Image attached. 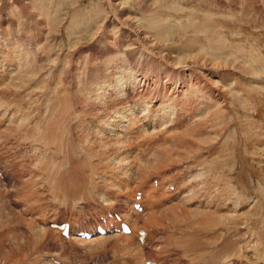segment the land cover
<instances>
[{
	"label": "bare ground",
	"instance_id": "6f19581e",
	"mask_svg": "<svg viewBox=\"0 0 264 264\" xmlns=\"http://www.w3.org/2000/svg\"><path fill=\"white\" fill-rule=\"evenodd\" d=\"M109 8L115 15L112 4ZM215 19L206 18L194 26L195 32L198 29L207 30L204 32L213 38L215 55H209L201 65L195 66L168 62L173 71L182 73H173L172 76L180 79L177 83L160 85L154 82L153 85L152 78L145 76L137 84L139 94L136 95V104L127 107L123 96L116 104L115 100L109 99L113 106L109 110V118H98L101 108L87 118L88 100L79 93L84 86L81 78L85 67L81 68V64H70L67 70L69 77L62 83L58 82L63 68L61 60L52 62L46 57L44 62L45 55H37L38 51L45 49L40 46V39L34 41L37 45L34 47L16 43L12 48L0 50V57L4 59L1 64L4 70L0 73V79L4 76L0 80L3 84L0 86V98L5 97L6 110L15 108L24 112L18 93L26 96V92L20 89L35 73H41L34 77L38 78L52 65L57 69L54 82H58L46 100L53 110H58L51 118H41V112L36 108L31 110L29 122L25 114L0 122L2 139L7 135L17 137L26 130L35 138L32 163L35 168L44 169L41 175L48 174L40 184L55 200L43 204L47 197L37 198L34 188L38 184L24 179L21 169L23 178H19L16 191L13 190L14 195L20 198V205L25 208L24 217L29 228H25L24 234L16 232L13 235L15 248L3 255L0 252L1 264H52L51 258L65 264H145L147 260L156 261L155 257H147L152 247L158 255L156 259L168 257L171 254L170 246H167L169 243L182 251L180 257H176L181 261L171 264H264V60L257 58L253 49L259 39L251 37V42L255 43L250 46L251 49H246L245 45H238L235 38H230L239 35L237 30L232 29L235 27L232 24L239 20L227 22L232 25L229 26L223 20ZM222 28L230 33V37L223 34L225 30ZM126 29L121 27L119 33ZM130 32L132 35L126 36H132L133 42L141 43L133 34L134 30ZM6 40L8 38L4 42ZM226 40L231 43L226 44ZM262 41L256 45L264 46ZM216 56H220V62H215ZM79 57L76 54L75 60L78 61ZM115 58L118 57L115 55ZM206 70L212 76L221 78L220 83L223 84L209 80L211 78L205 74ZM123 72L128 74L125 70ZM224 77L236 82L237 94H233L231 82L224 84ZM114 78L119 76L114 75ZM124 84L121 82L118 87ZM168 88L172 95L165 93ZM100 93L107 94L104 86ZM125 112H130V115ZM72 118L78 119L79 132L71 130L69 123ZM112 118L115 124L110 126V131L118 130L124 135L119 134V137L108 141L104 139V144L98 143L105 146L101 149L105 152L98 154L100 149L93 148L94 141L88 136L90 124L94 121V125L102 129L108 125L105 121ZM163 126H166L165 129L174 127L170 137L174 148L170 145L166 148L168 141L162 134L165 130ZM228 130L232 140H226ZM27 138L31 140V136ZM159 142L166 146L161 153L155 152V144ZM41 143L54 149L43 150ZM76 153L80 155L76 156ZM141 156H144V161ZM171 168L175 169V174H170ZM256 178L260 179V186L256 184ZM79 180H83L84 187L80 193L82 186ZM2 187L5 186L2 184ZM4 190L0 192L1 204L5 199L9 200V190ZM137 192L142 194L141 213L130 207ZM165 201L171 204L165 206ZM192 204L195 207L190 209ZM50 205L55 206L54 212L66 211L69 215L76 212L74 219L80 217L85 224L79 227L83 228H89L90 221L98 223L97 219L101 220L113 210L129 224L130 234L105 235L89 241L73 237L65 241L56 230L49 228L58 218L49 220L47 212L40 208L45 206L46 211ZM201 205L209 207L202 210ZM36 209L43 212L40 217L34 212ZM221 209L227 210L226 213L222 214ZM89 210L92 213L84 216ZM206 210L205 213L200 212ZM0 212L4 214L1 208ZM140 230L149 233V240L143 245L135 241ZM158 234L163 235L162 239ZM151 239L153 243L150 246ZM67 244L93 246L83 247L88 252L85 251L86 257L94 261L85 260V256L78 254L79 250L72 252Z\"/></svg>",
	"mask_w": 264,
	"mask_h": 264
},
{
	"label": "rangeland",
	"instance_id": "374dc122",
	"mask_svg": "<svg viewBox=\"0 0 264 264\" xmlns=\"http://www.w3.org/2000/svg\"><path fill=\"white\" fill-rule=\"evenodd\" d=\"M262 3H264V0H0V50L2 48H12L16 43H24L25 47L28 48L34 47L37 46L34 41L40 39V46H44L45 49L38 51L37 55H45L43 57L44 62L46 57L52 62L61 60L63 68L66 69L67 73L63 68L59 72L58 82L62 83L69 77V72L67 70L70 64H81V68L85 67L82 70L83 75L81 78V81L84 82V86L83 89L79 90V93L81 97L85 96L86 100H88V105L86 106L87 118H90L92 114L100 108L101 112L98 118H109L111 115L109 110L113 107L112 104H110L111 100H115L113 102L116 104L117 101L120 100V97L123 96L126 99L125 103L127 107L137 103V96L139 94L137 84L145 76L152 78L151 83H153V85L154 82H159L160 85H163L162 83L166 85L177 83L180 79H176L177 77L172 75L173 73L182 75V73L173 71L172 67L167 65L168 62L195 66L201 65L204 61L203 59L209 57V55H215V41H212L213 38L210 37L208 33L204 32L207 30L199 31L198 29L196 32L194 30V26H198L203 19L216 18L215 20H223L229 26H235L232 29L237 30L239 33L236 37H230V33L224 28H222V30L224 29L225 31L222 32L230 38H235L238 41V45H245L246 49H251L250 46L252 45L253 47L255 43H252L253 41L251 42V37L257 38L256 40L259 39L260 42H258L260 44L261 40H263L262 42L264 43V5ZM111 4L113 8L112 11H114L115 15L110 11L109 5ZM237 20L239 21L232 25L227 23L229 21L236 22ZM238 25H240V29ZM121 27L124 29L127 28L132 32L134 30L133 34L135 36L137 35L141 43L133 42L134 37L132 36L128 35L127 37V34H131L127 29L119 33ZM239 30L241 31L239 32ZM229 31H231V29ZM231 35L233 34L231 33ZM7 38L8 40L4 42ZM224 42L228 45L231 43L230 40ZM259 43L257 44L256 42V47L253 48L255 49V56L264 60V46L261 45L258 47L257 45H259ZM76 54L78 57L81 56L78 61L75 60ZM115 55L118 58H115ZM161 55L164 57H161ZM172 56L175 58H172ZM219 57L220 56H216L217 60L215 62L219 61ZM193 60H197L198 63ZM3 61V56H1L0 73L4 70L1 65ZM40 61L41 60H38L37 62ZM229 66L231 67V65ZM54 68L55 67L51 65L48 72L42 74L38 78L34 77L41 73H35L34 76L21 87L20 91L26 92V96L18 93V98L22 100L21 104L24 106V112L15 108L6 110L7 104L5 97L1 96L4 99L0 98V122L11 119L12 117H21V114H25L29 122L30 112L36 108H39L41 118L49 119L55 115L58 110H53L50 102L46 101L58 83L54 82V77L57 73V69L55 68V70ZM123 70L128 74H125ZM187 73H190V71H187ZM205 74L208 75V78H211L209 80H215V82L219 81L218 83H220L221 78L218 76H212L211 72L208 70H206ZM114 75H118L119 78H114ZM3 77L4 76H2L1 79ZM60 78L63 80H60ZM224 79V84L229 85L231 82L230 78L224 77ZM213 81L210 82L213 83ZM7 82H9V80H7ZM121 82L125 83L124 86L118 87ZM1 85L3 84H1L0 81V86ZM103 86L107 90L106 95L100 93ZM45 87H49V89ZM230 87L234 91L233 94L238 93L236 82H231ZM73 91L74 90H72V92ZM116 93H118V95H116ZM165 93L172 95V91H170L169 88ZM125 113L127 116L130 115V112ZM111 120H104L109 126L107 125L108 127L106 126L102 129L96 127L94 121L90 124L88 136L91 141H94V147H92L95 150L98 148L100 149L97 151L98 154H103L105 152L101 151L105 146L98 143L103 142L104 144L105 140L115 139L119 137V134L121 136L124 135V132L121 133V131L118 130L113 132L110 131V126L115 124L113 123V118ZM77 122V118H72L69 123L74 133L79 132L77 131ZM19 125L20 123L12 128L14 129ZM165 127L166 126H163L162 128L165 129ZM0 128L3 129L2 127ZM98 128L100 130H97ZM174 131V127H170L162 132L164 138L168 141L166 143L167 147L162 142L156 143L155 152H162L164 147L168 149V145L174 146L172 140H170ZM151 132L153 133L154 130ZM169 133L172 134L170 135ZM27 136H31V140L27 138ZM228 138H231V140L233 139L229 130L226 131V140ZM3 139L2 137L0 138V192H2L1 190L3 189L11 190L10 192L8 191L7 196L9 195V200H11V198L12 200L9 201L5 199L2 204L0 202L1 211H4V214L0 212V252L2 255L14 250L15 239L13 235L16 232L24 234L26 232L25 228H29V223L26 222L24 217L25 208L20 205L19 196L14 195L16 191L15 187L20 180L19 178H23L20 174L24 173V179H30L35 184H38V186H36L37 188H34L37 191L35 192L34 190L33 192L38 194L37 198L41 196L47 197L44 199L43 204L47 205L49 201H55L53 198H50L52 195L48 193L46 187L43 185L42 188L40 184L48 177V174L41 175L44 169H37L33 166L32 157L34 156L35 138L30 131L26 130L14 138L7 135V137ZM25 140H27V142ZM41 144L43 150L54 149L53 147H47L49 144ZM226 145L230 146L231 144L226 143ZM85 146L87 147V144ZM172 147H170V149H172ZM78 155L80 154L76 153V156ZM143 157L144 156L140 157L142 161H144ZM153 157L154 156H152V158ZM21 169H23V173ZM170 174H175L174 168L170 169ZM77 177L78 176H76V178ZM254 180L256 184L258 183L260 186V179L256 178ZM124 181L126 184H129L126 180ZM79 182L82 186L83 180H79ZM2 184L5 187H2ZM82 191H84L83 186L78 193ZM44 193L47 195L45 196ZM60 203L62 205L64 204L63 202ZM50 204L57 205L54 203ZM170 204L169 201H165L164 203L165 206H169ZM18 205H20L22 209ZM51 205L46 211L45 206L40 207L42 211L44 210L43 212H47L49 216V218H47L49 220L58 218L55 221L60 222L63 220H71L76 217V212L73 213V215L70 214L73 217L65 213L66 211H58L59 213L54 212L55 206L51 207ZM86 207L88 209V206ZM194 207L195 204H192L190 209ZM208 207L209 206L201 205L200 209L204 210V208L207 209ZM49 208L51 209L50 211ZM207 211L208 210L200 212L205 213ZM220 211L223 214L226 213L227 210L221 209ZM34 212L36 215L38 214V217L43 213L37 209ZM50 212L53 214L52 216ZM90 213L92 212L89 210L85 212L84 216ZM79 218L80 217H78V219ZM80 219L79 221L83 223V220L81 221ZM169 234L173 235L172 233ZM158 235V237L162 239L163 235ZM81 246L82 249L84 247L87 248L85 245ZM167 246H170L169 249L171 250V254L168 255V257H164L165 259L168 258L167 260H173V258L176 259L177 256L180 257L182 254L181 248L175 247V245L171 243L167 244ZM86 248H84L85 250H81L79 246L77 249V251L79 250L78 254L82 257H86V253H88ZM80 250L82 252H80ZM151 250V252L148 251L150 256L147 257H155L154 259H156L158 255L155 253V249L152 247ZM71 251L73 252L72 249ZM15 252L20 253L19 250H15ZM85 260H91L89 262L94 261V259L90 257H86Z\"/></svg>",
	"mask_w": 264,
	"mask_h": 264
},
{
	"label": "snow or ice",
	"instance_id": "6c2138e0",
	"mask_svg": "<svg viewBox=\"0 0 264 264\" xmlns=\"http://www.w3.org/2000/svg\"><path fill=\"white\" fill-rule=\"evenodd\" d=\"M125 230L127 231L128 229L126 228Z\"/></svg>",
	"mask_w": 264,
	"mask_h": 264
}]
</instances>
